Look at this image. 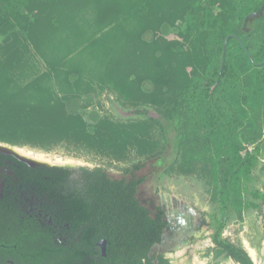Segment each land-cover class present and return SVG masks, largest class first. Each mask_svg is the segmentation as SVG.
Wrapping results in <instances>:
<instances>
[{"label":"trees","instance_id":"16d2710c","mask_svg":"<svg viewBox=\"0 0 264 264\" xmlns=\"http://www.w3.org/2000/svg\"><path fill=\"white\" fill-rule=\"evenodd\" d=\"M212 1L219 4L221 15L204 27L206 59L201 65L196 54L175 52L162 36L155 38L151 32L166 34L193 0H0V20L35 11L25 28L38 49L50 51L60 48L62 42H72L80 32L85 36L92 31L82 24L68 27V15L78 6L86 4L93 9V22L100 27L132 2L134 20H127V30L112 28L100 38L105 43L99 39L92 42L88 53L103 74L113 75L114 86L118 85L125 97L163 106L164 123L136 109L155 127L157 133L151 137L144 129L136 131L105 121L96 111L88 117L89 123L77 121L73 118L81 108L77 97H68L61 106L47 89L10 88L0 72V142L44 144L64 138L102 154L119 156L134 147L142 155L122 168L120 177L109 176L101 167H29L7 156L25 167V180L37 186L43 196L55 199L56 212L70 225L71 245L55 248V264H175L160 252L167 229L165 211L161 206L150 209L143 204L138 189L151 174L157 178L169 174L191 151L197 158L210 152L214 161L216 171L209 179L214 206L211 212L181 206L176 214L183 228L176 241L183 242L189 232L206 227L217 254L240 264H253L244 249L222 233L242 205L260 208L257 182L264 188V162L260 161L264 132L249 127L236 101L241 90L264 96V9L243 27L244 17L257 11L264 0ZM229 34L237 35L242 44L235 38L227 40L218 78L223 42ZM171 60H177L176 67ZM188 65L190 72L201 66V74L192 81L185 69ZM145 79L153 81L155 88L143 90ZM165 85L171 95L163 98ZM250 144L254 145L251 150ZM146 166L149 171L143 173ZM257 169L261 173L257 174ZM102 239L106 241L103 257L96 249ZM23 256L25 262H34V253L24 252Z\"/></svg>","mask_w":264,"mask_h":264},{"label":"rangeland","instance_id":"374dc122","mask_svg":"<svg viewBox=\"0 0 264 264\" xmlns=\"http://www.w3.org/2000/svg\"><path fill=\"white\" fill-rule=\"evenodd\" d=\"M134 10V4L127 2L124 8L115 11L116 17L110 15L105 24L98 27L92 19L94 10L86 4L84 7L78 6L68 15L70 21L68 27L70 25L80 27L82 24L86 30L92 31L85 36L83 32H80L75 39L71 40L72 42H62V46L53 51L52 48L51 51L47 48L38 49L25 28L35 11H23L21 16L0 20V72H4L10 88L23 89L30 86L34 89H47L48 94L61 106L65 105L68 97H77L81 103L80 112L73 116L77 121L89 123L88 117L92 116V111H96L105 121L127 126L136 131L144 129V134L148 132L147 135L153 137L157 133L155 127L151 126L146 118L137 114L136 109L146 111L147 117L164 123L160 113L163 106L151 101L131 100L125 97L119 90L121 88L118 85L114 86L113 75L108 77L103 74L100 64L96 65L94 56L88 53L90 49H93L90 44L100 40L104 33L112 28L121 26L122 30H127L129 23L127 20H134ZM220 15L221 9L216 1L193 0L183 16L170 24L166 34L150 31L155 38L162 36L173 51L193 56L196 54L197 62L202 65L206 59L204 27L210 24V20ZM73 30L71 28L70 31ZM101 40V43L105 41ZM176 61H172L175 67L178 63ZM193 62L195 63L196 60ZM185 69L191 78L189 81L201 74V66L195 69V72L189 71L190 65ZM144 83L146 86H142L143 90L155 88L153 81L149 79H145ZM162 83L166 84L167 80L164 79ZM162 92L163 98L171 95L166 85ZM236 101L249 127L256 126L264 132V96L252 90H241ZM0 143L32 151L34 154L42 152L52 159V162L47 163L57 167L73 170L79 167L90 169L101 167L111 177H120L122 168L142 159V155H139L134 147H128L119 156H112L64 138L49 139L44 144L40 142L23 145ZM248 147L251 150L254 145L250 144ZM57 159H60V162H53ZM260 161L264 162V156ZM148 171L147 166L142 170L143 173ZM215 171L216 167L210 152L197 158L191 151L169 174L161 178L149 175L139 186L138 197L150 209L161 206L167 213H172L181 206L200 212H211L214 206V195L209 179ZM259 173L261 169H257V174ZM77 175L78 171L72 176L76 178ZM256 185L261 189L260 208L242 205L237 210L236 217L228 221L222 235L242 248L256 245L259 254H256L255 264H264V188L262 182L258 181ZM210 233L211 231L206 227L200 228L192 240L185 242L173 253L167 252V256L175 264H236L229 257L217 254L209 237Z\"/></svg>","mask_w":264,"mask_h":264},{"label":"flooded vegetation","instance_id":"af4514ba","mask_svg":"<svg viewBox=\"0 0 264 264\" xmlns=\"http://www.w3.org/2000/svg\"><path fill=\"white\" fill-rule=\"evenodd\" d=\"M14 147L0 143V264H55V248H69L71 245L73 233L70 225L56 212L55 199L43 196L37 186L25 180V167L7 156L29 167L54 165L21 154ZM177 210L172 213L165 211L167 229L161 239L160 252L166 258H169L167 252L180 249L198 231L189 232L183 242L176 241L183 228ZM251 247L258 255L256 245ZM96 249L101 251L102 257L105 255L99 246ZM24 252L34 253V262L30 259L25 262ZM96 258L98 260L99 256Z\"/></svg>","mask_w":264,"mask_h":264},{"label":"water","instance_id":"95a60500","mask_svg":"<svg viewBox=\"0 0 264 264\" xmlns=\"http://www.w3.org/2000/svg\"><path fill=\"white\" fill-rule=\"evenodd\" d=\"M263 9H264V5H262L257 11H253V12L248 13L243 19V27L246 26L248 21L258 17L262 13ZM229 38H235V39H237L240 42V44H242L240 38L237 35H235V34H229V35H227L224 38V42H223V46H222V52H221V62H220V70H219L218 78H219V76L221 74V70H222L223 65H224L225 47H226L227 40ZM96 244H97V246H99L101 248V250H102V252L104 254L105 253V240H100ZM251 260L255 264V262L253 261L252 258H251Z\"/></svg>","mask_w":264,"mask_h":264},{"label":"bare ground","instance_id":"6f19581e","mask_svg":"<svg viewBox=\"0 0 264 264\" xmlns=\"http://www.w3.org/2000/svg\"><path fill=\"white\" fill-rule=\"evenodd\" d=\"M13 149L17 150L21 154H24L26 156L32 157V158H34L36 160L52 162V159L48 155H46V154H44L42 152H38V153L34 154L32 151H26V150H24L22 148L14 147ZM60 159H57L56 161H53V162H56V163L60 162ZM245 247H246V251L249 254V256L253 259L254 262H256V252H255V250L252 247H250V246H245Z\"/></svg>","mask_w":264,"mask_h":264},{"label":"crops","instance_id":"0c3cea01","mask_svg":"<svg viewBox=\"0 0 264 264\" xmlns=\"http://www.w3.org/2000/svg\"><path fill=\"white\" fill-rule=\"evenodd\" d=\"M245 249H246V247H245Z\"/></svg>","mask_w":264,"mask_h":264}]
</instances>
